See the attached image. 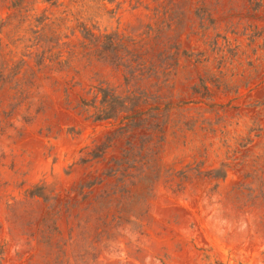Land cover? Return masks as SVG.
I'll return each mask as SVG.
<instances>
[{
    "label": "rangeland",
    "instance_id": "374dc122",
    "mask_svg": "<svg viewBox=\"0 0 264 264\" xmlns=\"http://www.w3.org/2000/svg\"><path fill=\"white\" fill-rule=\"evenodd\" d=\"M0 264H264V0H0Z\"/></svg>",
    "mask_w": 264,
    "mask_h": 264
}]
</instances>
